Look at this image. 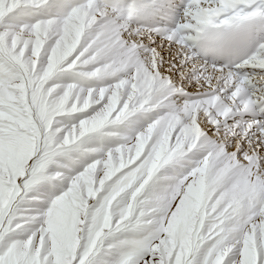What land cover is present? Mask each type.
Here are the masks:
<instances>
[{"label":"snow or ice","instance_id":"6c2138e0","mask_svg":"<svg viewBox=\"0 0 264 264\" xmlns=\"http://www.w3.org/2000/svg\"><path fill=\"white\" fill-rule=\"evenodd\" d=\"M0 264H264V0H0Z\"/></svg>","mask_w":264,"mask_h":264}]
</instances>
